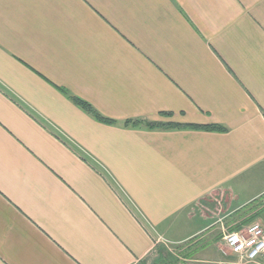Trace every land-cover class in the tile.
<instances>
[{
	"label": "crops",
	"instance_id": "crops-1",
	"mask_svg": "<svg viewBox=\"0 0 264 264\" xmlns=\"http://www.w3.org/2000/svg\"><path fill=\"white\" fill-rule=\"evenodd\" d=\"M261 202L264 0H0V264L221 261Z\"/></svg>",
	"mask_w": 264,
	"mask_h": 264
},
{
	"label": "rangeland",
	"instance_id": "rangeland-1",
	"mask_svg": "<svg viewBox=\"0 0 264 264\" xmlns=\"http://www.w3.org/2000/svg\"><path fill=\"white\" fill-rule=\"evenodd\" d=\"M220 199L221 201L225 199V195H223V197ZM262 207L264 208V202L258 203L253 207L248 206L247 208H244L242 217H240L237 221V226L241 225L239 228L244 229L249 224L257 223L264 227V224L261 222L245 223V220L253 216L254 213L259 211ZM261 218H264V214L261 216ZM232 223L233 220L226 218L219 224L227 228ZM196 240L197 241L195 242L191 241L190 243H184L180 245L158 244L156 245V249L152 255L141 264H234L237 262L235 258L222 253L221 254L223 257L221 258V261H216V250L214 247L212 245H208L206 239H203L202 237H198Z\"/></svg>",
	"mask_w": 264,
	"mask_h": 264
},
{
	"label": "built area",
	"instance_id": "built-area-1",
	"mask_svg": "<svg viewBox=\"0 0 264 264\" xmlns=\"http://www.w3.org/2000/svg\"><path fill=\"white\" fill-rule=\"evenodd\" d=\"M156 244H166L162 238ZM223 254L235 258L234 264H264V227L252 223L244 229L224 232L222 236Z\"/></svg>",
	"mask_w": 264,
	"mask_h": 264
},
{
	"label": "trees",
	"instance_id": "trees-1",
	"mask_svg": "<svg viewBox=\"0 0 264 264\" xmlns=\"http://www.w3.org/2000/svg\"><path fill=\"white\" fill-rule=\"evenodd\" d=\"M61 92L68 96L64 90H61ZM68 98L79 108L90 114L96 121L104 123V124H109L112 125L114 124L113 121L107 120L103 117H101L89 104L83 102L82 100L75 98V97H70ZM145 126L149 130L153 129H193V130H207V131H215V132H224L225 129L221 128L219 126H195V125H178V124H159V123H146V122H141V121H126L124 123V126L127 128H137L139 126ZM255 216L249 217L247 220H245V223H249L254 219Z\"/></svg>",
	"mask_w": 264,
	"mask_h": 264
}]
</instances>
